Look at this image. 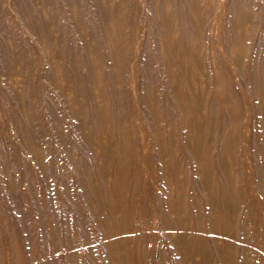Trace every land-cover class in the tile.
Segmentation results:
<instances>
[{"label":"rangeland","instance_id":"1","mask_svg":"<svg viewBox=\"0 0 264 264\" xmlns=\"http://www.w3.org/2000/svg\"><path fill=\"white\" fill-rule=\"evenodd\" d=\"M0 264H264V0H0Z\"/></svg>","mask_w":264,"mask_h":264}]
</instances>
